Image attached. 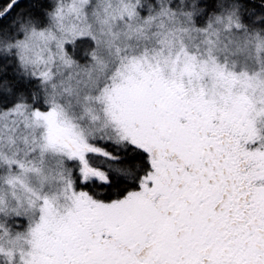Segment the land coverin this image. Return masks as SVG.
<instances>
[{
	"label": "rangeland",
	"instance_id": "obj_1",
	"mask_svg": "<svg viewBox=\"0 0 264 264\" xmlns=\"http://www.w3.org/2000/svg\"><path fill=\"white\" fill-rule=\"evenodd\" d=\"M197 2L57 0L47 26L22 16L14 33L3 34L16 37L10 50L47 94L43 109L25 102L0 106V255L7 263L48 264L30 251L45 244L42 232L56 228L60 142L50 136L53 126L81 144L100 138L139 144L133 121L172 80V108L182 86L215 101L218 92L223 113L264 145V24L252 20L248 27L228 2L200 26L204 9ZM89 47L93 59L83 64ZM10 95L7 100L16 96ZM21 211L32 220L19 236L6 220Z\"/></svg>",
	"mask_w": 264,
	"mask_h": 264
},
{
	"label": "flooded vegetation",
	"instance_id": "obj_2",
	"mask_svg": "<svg viewBox=\"0 0 264 264\" xmlns=\"http://www.w3.org/2000/svg\"><path fill=\"white\" fill-rule=\"evenodd\" d=\"M162 84L131 125L139 144H81L50 128L60 142L53 200L65 214L30 252L48 264H264V145L223 113L218 92L215 101L182 86L172 108L174 83ZM125 144L142 163L111 175ZM117 179L129 186L109 192ZM31 220L11 212L6 224L22 236ZM0 264L9 263L0 255Z\"/></svg>",
	"mask_w": 264,
	"mask_h": 264
},
{
	"label": "trees",
	"instance_id": "obj_3",
	"mask_svg": "<svg viewBox=\"0 0 264 264\" xmlns=\"http://www.w3.org/2000/svg\"><path fill=\"white\" fill-rule=\"evenodd\" d=\"M11 0H3L0 4V12L3 11ZM57 0H19L12 8L11 12L0 19V106L6 108L14 105L17 102H25L31 106H38L43 109L45 106L42 103L47 96L43 85L40 81L32 76V74L26 72L21 64V61L16 58L13 50H10V44L16 40V37L12 39H5L3 34L7 29H11L13 26H21L23 23L20 21V17L25 16L29 19L36 20L39 27H45L50 20V14L56 4ZM228 2L234 3L238 12L241 15L242 21L248 26H252V20L264 24V0H199L197 5L199 9H204L203 19L196 21L197 25H203V23L217 14L220 10L219 5L226 4ZM26 14V15H24ZM21 24V25H20ZM7 31V32H10ZM89 53L92 51V47H89ZM87 55V56H88ZM85 58L83 64H88L89 60ZM22 65V66H21ZM11 93L16 96H12ZM24 93L26 98H23L19 94ZM121 158L116 162V166H112L110 169L111 175L119 176L120 173L131 176L136 168L142 163V156L140 151L129 144H125L122 150ZM120 174V175H122ZM129 186L122 179L113 180L108 186V191H121Z\"/></svg>",
	"mask_w": 264,
	"mask_h": 264
},
{
	"label": "water",
	"instance_id": "obj_4",
	"mask_svg": "<svg viewBox=\"0 0 264 264\" xmlns=\"http://www.w3.org/2000/svg\"><path fill=\"white\" fill-rule=\"evenodd\" d=\"M19 0H11L8 5L6 6V8L0 12V19L4 16H6L7 14H9L13 8V6L18 2Z\"/></svg>",
	"mask_w": 264,
	"mask_h": 264
}]
</instances>
